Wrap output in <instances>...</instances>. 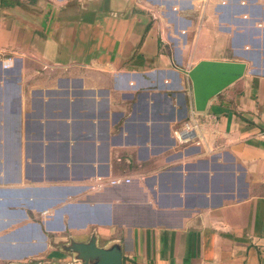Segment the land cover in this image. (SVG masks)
Listing matches in <instances>:
<instances>
[{
    "label": "crops",
    "instance_id": "1",
    "mask_svg": "<svg viewBox=\"0 0 264 264\" xmlns=\"http://www.w3.org/2000/svg\"><path fill=\"white\" fill-rule=\"evenodd\" d=\"M202 60L246 71L180 137ZM95 232L123 264H264V0H0V264Z\"/></svg>",
    "mask_w": 264,
    "mask_h": 264
},
{
    "label": "water",
    "instance_id": "2",
    "mask_svg": "<svg viewBox=\"0 0 264 264\" xmlns=\"http://www.w3.org/2000/svg\"><path fill=\"white\" fill-rule=\"evenodd\" d=\"M245 71L243 62L217 60H202L185 71L192 81L195 109L206 111L209 101L243 77ZM62 248L81 264H123L121 244L113 242L106 247L99 246L96 232L87 242L71 238Z\"/></svg>",
    "mask_w": 264,
    "mask_h": 264
},
{
    "label": "built area",
    "instance_id": "3",
    "mask_svg": "<svg viewBox=\"0 0 264 264\" xmlns=\"http://www.w3.org/2000/svg\"><path fill=\"white\" fill-rule=\"evenodd\" d=\"M14 63V57H8L7 59H5L3 61V65L4 67H10L12 66V64ZM200 112H198L196 109H194L193 112V117L191 118V120L187 121L183 127H181V129H179V131H177L179 133V136L181 137L182 135H191L192 132L199 126V121L197 118V115ZM105 178L103 176H97L92 182L94 183V185H92L93 187H101L102 185H104L105 182ZM109 184L110 185H120V184H129L132 182V178L131 177H113L111 179H109Z\"/></svg>",
    "mask_w": 264,
    "mask_h": 264
}]
</instances>
